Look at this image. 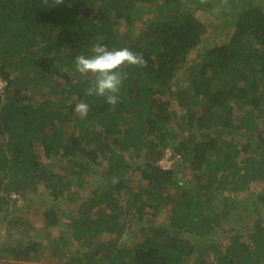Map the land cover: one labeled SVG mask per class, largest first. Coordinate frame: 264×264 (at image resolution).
I'll use <instances>...</instances> for the list:
<instances>
[{
	"label": "trees",
	"instance_id": "16d2710c",
	"mask_svg": "<svg viewBox=\"0 0 264 264\" xmlns=\"http://www.w3.org/2000/svg\"><path fill=\"white\" fill-rule=\"evenodd\" d=\"M263 1L0 0V264H264ZM98 42L146 61L115 106Z\"/></svg>",
	"mask_w": 264,
	"mask_h": 264
},
{
	"label": "clouds",
	"instance_id": "9594fccd",
	"mask_svg": "<svg viewBox=\"0 0 264 264\" xmlns=\"http://www.w3.org/2000/svg\"><path fill=\"white\" fill-rule=\"evenodd\" d=\"M61 3L63 0H54V4ZM91 53L76 55L74 59L76 72L88 82L85 94L89 97H103L106 103L115 106L119 102L123 83L129 75L124 71L125 66H145L143 54L128 47L109 49L99 42L93 46ZM74 112L80 119H86L89 104L84 101L78 102Z\"/></svg>",
	"mask_w": 264,
	"mask_h": 264
},
{
	"label": "rangeland",
	"instance_id": "374dc122",
	"mask_svg": "<svg viewBox=\"0 0 264 264\" xmlns=\"http://www.w3.org/2000/svg\"><path fill=\"white\" fill-rule=\"evenodd\" d=\"M264 3V1H263ZM196 15L208 26L209 28V33L208 36L205 37L204 42L202 43V46H207L210 42L216 43L217 41L222 40L223 34H225L226 30L221 32L219 29L222 27L221 25V19L217 17V13L213 10H202V11H197L195 12ZM219 28V29H218ZM214 29V30H213ZM197 56V50H193L191 53V57L195 58ZM179 78L183 79L185 81L186 75L183 74ZM182 81V80H181ZM234 120L238 121L240 118V110L238 108L234 109ZM60 168V166H59ZM138 174V173H136ZM259 188H262L260 185ZM245 194V193H244ZM242 194V195H244ZM65 203H63L64 205ZM10 215V214H9ZM9 217L6 216V219ZM64 225V223H63ZM61 226L64 227V226ZM54 230V229H53ZM30 235L24 234L22 238L26 237L27 239H30L32 236V233H29ZM14 238L15 235L13 234V230H10L9 226L5 225L4 220H0V241L5 240V238ZM55 264L54 262H49L47 261L46 264Z\"/></svg>",
	"mask_w": 264,
	"mask_h": 264
},
{
	"label": "built area",
	"instance_id": "2783aa9c",
	"mask_svg": "<svg viewBox=\"0 0 264 264\" xmlns=\"http://www.w3.org/2000/svg\"><path fill=\"white\" fill-rule=\"evenodd\" d=\"M4 79L0 76V88H2L5 85ZM176 160V157L172 155V151L170 149H167L165 154L158 160V165L162 167L163 169H168L172 167V164Z\"/></svg>",
	"mask_w": 264,
	"mask_h": 264
}]
</instances>
